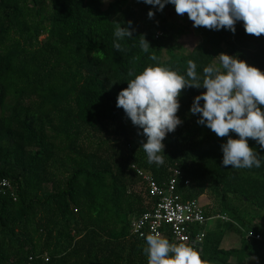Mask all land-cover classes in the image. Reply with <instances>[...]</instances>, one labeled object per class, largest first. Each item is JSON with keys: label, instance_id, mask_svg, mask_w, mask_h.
<instances>
[{"label": "trees", "instance_id": "obj_1", "mask_svg": "<svg viewBox=\"0 0 264 264\" xmlns=\"http://www.w3.org/2000/svg\"><path fill=\"white\" fill-rule=\"evenodd\" d=\"M130 1L104 8V0H0V181L11 186L0 192V264H147L146 241L131 233L151 203L143 175L162 186L175 170L181 200H196L207 218H228L199 228L202 260L264 264V230L241 210L264 212V150L249 139L261 167H224L227 138L190 112L206 90L186 88L177 112L183 123L163 141L164 164H149L140 148L146 138L116 107L134 63L137 74L158 64L184 75L192 60L202 75L226 53L264 72V35L246 34L242 21L235 33L194 27L200 42L187 51L178 44L184 28L172 18L174 5L150 19L153 6L142 16ZM128 21L135 31L117 51L115 22ZM227 231L240 237L238 248L222 247Z\"/></svg>", "mask_w": 264, "mask_h": 264}, {"label": "clouds", "instance_id": "obj_2", "mask_svg": "<svg viewBox=\"0 0 264 264\" xmlns=\"http://www.w3.org/2000/svg\"><path fill=\"white\" fill-rule=\"evenodd\" d=\"M157 11H163L167 4L175 7L177 15L187 14L193 27L209 30L236 31V23L243 22L246 34L264 35V0H143ZM155 13L149 11L148 17ZM122 26L115 22L113 47L123 51L119 41L130 39L134 28L132 22ZM139 47L148 53L150 42L141 34ZM157 60L155 55L149 57ZM139 56L134 57L138 61ZM203 68V74L196 71L192 60L187 62L186 74L160 65L148 66L139 74L135 63L129 70L127 87L117 96L116 107L123 109L125 116L137 127L138 135L146 138L140 145L149 164H164L165 140L183 123L177 116L181 105L179 97L186 88H203L197 95L190 112L198 115L197 124L206 126L218 138H227L221 144L222 165L233 169L261 167L262 157L249 146V139L264 150V72L249 65L237 56L218 54ZM201 101L203 104L201 105ZM235 133L238 138H233ZM143 235V234H142ZM146 241L143 252L147 264H206L199 251L185 243H170L160 233L143 235Z\"/></svg>", "mask_w": 264, "mask_h": 264}, {"label": "built area", "instance_id": "obj_3", "mask_svg": "<svg viewBox=\"0 0 264 264\" xmlns=\"http://www.w3.org/2000/svg\"><path fill=\"white\" fill-rule=\"evenodd\" d=\"M143 179L151 203L146 202L147 212L131 221V233L139 239H143V235L158 232L170 243H202L204 234L199 231L201 226L209 221H228L225 215L205 217L196 200H181L180 195L176 194L177 184L181 180L178 170L173 171L171 178L162 186L145 175ZM188 184L187 180L183 181V186ZM7 191L11 192L10 184L6 180L0 181V192Z\"/></svg>", "mask_w": 264, "mask_h": 264}, {"label": "rangeland", "instance_id": "obj_4", "mask_svg": "<svg viewBox=\"0 0 264 264\" xmlns=\"http://www.w3.org/2000/svg\"><path fill=\"white\" fill-rule=\"evenodd\" d=\"M113 0H104V8L108 6L110 2ZM137 0L130 1V6L135 11L136 14H140L142 16H145V13L142 11L143 8H145L147 11L150 7L148 4H140L136 3ZM153 12H156V8L153 7ZM172 18L174 19V22L176 25L183 27L184 34L178 39V44L184 48L185 50L189 51L193 47H195L199 42L200 38L195 34L193 22L189 20L187 14L184 16H179L177 14L172 15ZM43 37H41L42 39ZM135 191H139L138 185L134 187ZM242 212H244V215L251 220V226L253 227V224H256L260 229L264 230V212L255 211L253 208L244 207L241 209ZM255 211V212H254ZM217 223L216 221H209L207 223L206 229H212L213 226ZM222 247L225 249L228 248H238L240 245V237L235 234L232 231L225 232L223 241H222ZM247 264H253V260H248Z\"/></svg>", "mask_w": 264, "mask_h": 264}, {"label": "water", "instance_id": "obj_5", "mask_svg": "<svg viewBox=\"0 0 264 264\" xmlns=\"http://www.w3.org/2000/svg\"><path fill=\"white\" fill-rule=\"evenodd\" d=\"M189 246H193L195 250L200 252V254L202 253V244L201 243L190 244Z\"/></svg>", "mask_w": 264, "mask_h": 264}]
</instances>
